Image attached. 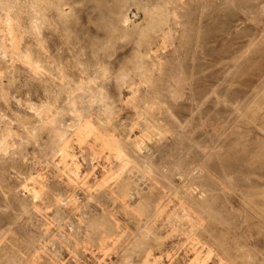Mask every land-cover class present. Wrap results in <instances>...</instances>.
Here are the masks:
<instances>
[{
  "label": "rangeland",
  "instance_id": "rangeland-1",
  "mask_svg": "<svg viewBox=\"0 0 264 264\" xmlns=\"http://www.w3.org/2000/svg\"><path fill=\"white\" fill-rule=\"evenodd\" d=\"M0 258L264 264V0H0Z\"/></svg>",
  "mask_w": 264,
  "mask_h": 264
},
{
  "label": "bare ground",
  "instance_id": "bare-ground-1",
  "mask_svg": "<svg viewBox=\"0 0 264 264\" xmlns=\"http://www.w3.org/2000/svg\"><path fill=\"white\" fill-rule=\"evenodd\" d=\"M60 8H61V7H60ZM36 12H37V11H36ZM10 16H11V15H10ZM14 23H15V22H14ZM17 24H19V23H17ZM19 25H20V24H19ZM11 29H12V28H11ZM11 29H9V30H11ZM15 30H16V29H15ZM14 32H15V31H13L12 33H14ZM14 35H15V34H14ZM14 38H15V37H14ZM15 42H16V39H15ZM17 42H18V41H17ZM25 57H26V56H25ZM27 57H28V56H27ZM27 60H28V59H27ZM34 71H36V70H34ZM51 114H52V113H51ZM86 120H87V119H86ZM108 120H110V119H108ZM83 122H84V121H83ZM110 122H111V121H110ZM84 123H85V122H84ZM99 125H100V124H99ZM103 125H104V123H103ZM111 125H112V124H111ZM85 126H86V125H85ZM87 126H89V124H88ZM83 127H84V126H83ZM83 127L81 128L82 130L86 129V127H84V128H83ZM89 127H90V126H89ZM92 127H93V126H92ZM94 128H95V127H94ZM98 130H99V129H98ZM106 130H107V129H106ZM90 131H91V130H90ZM90 131H89V132H90ZM95 131H96V130H95ZM108 131H109V130H108ZM84 132H85V131H84ZM78 133H80V132L78 131ZM82 133H83V132H82ZM91 133H92V131L90 132V134H91ZM86 134H87V133H86ZM79 135H80V134H79ZM81 136H82V134H81ZM86 137H87V136H86ZM118 138H119V137H118ZM82 139H85V138H82ZM82 139H81V140H82ZM79 140H80V139H79ZM66 142H67V141H66ZM66 146H67V145H66ZM135 146H136V145H135ZM65 151H66V150H65ZM67 151H68V150H67ZM69 151H70V150H69ZM119 151H120V150H118V153H119ZM61 152L63 153V152H64V149L61 148ZM115 152H116V151H115ZM149 152H150V151H149ZM118 153H117V154H118ZM117 156H118V155H116V157H117ZM67 157H68V156L65 155V159H66ZM118 158H119V157H118ZM62 159H64V158H62ZM126 161H127V160H126ZM175 167H176V166H175ZM143 168H144V167H143ZM137 170H138V169H137ZM178 170H179V169H178ZM77 171H78V170H77ZM169 171H170V170H169ZM62 172H63V171H62ZM152 172H153V171H152ZM170 174H172V173H169V175H170ZM176 174H177V173H176ZM145 176H146V175H145ZM68 180H69V178H68ZM72 180H73V179H72ZM72 180H71V181H72ZM73 182H74V181H73ZM125 182H126V181H125ZM151 182H152V181H151ZM123 187H124V186H123ZM34 192H35V191H34ZM41 192H42V191H41ZM36 193H37V192H36ZM146 196H147V195H146ZM199 204H200V203H199ZM182 205H183V204H182ZM185 209H186V208H185ZM188 210H189V209H188ZM140 218H141V217H140ZM95 220H96V219H95ZM93 221H94V220H93ZM92 223H93V222H92ZM108 225H109V224H108ZM86 226H87V225H86ZM49 227H50V226H49ZM107 227H108V226H107ZM137 227H138V226H137ZM108 229H109V227H108ZM110 229H111V228H110ZM86 230H87V229H86ZM94 230H95V228H94ZM151 231H152V230H151ZM105 232H106V231H105ZM150 234L152 235V233H150ZM87 235H88V234H87ZM108 235H109V234H108ZM90 236H91V234H90ZM92 236H93V235H92ZM90 238H91V237H90ZM88 239H89V238H88ZM123 241H124V240H123ZM107 253H108V252H107ZM14 254H15V253H14ZM15 255H17V254H15ZM15 255H14V256H15ZM0 260H1V258H0ZM8 260H9V259H8Z\"/></svg>",
  "mask_w": 264,
  "mask_h": 264
}]
</instances>
